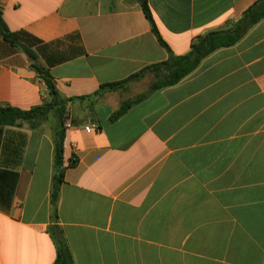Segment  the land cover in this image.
<instances>
[{"label": "crops", "instance_id": "crops-1", "mask_svg": "<svg viewBox=\"0 0 264 264\" xmlns=\"http://www.w3.org/2000/svg\"><path fill=\"white\" fill-rule=\"evenodd\" d=\"M257 0H147L175 56L226 29ZM19 47L0 35V107L49 101L32 65L64 99L167 60L134 0H0ZM34 56L29 59L21 49ZM147 71L116 91L74 100L56 218L52 112L0 126V264H54L59 227L73 264H264V19L179 83L145 93ZM99 126L89 134L83 127Z\"/></svg>", "mask_w": 264, "mask_h": 264}, {"label": "trees", "instance_id": "trees-1", "mask_svg": "<svg viewBox=\"0 0 264 264\" xmlns=\"http://www.w3.org/2000/svg\"><path fill=\"white\" fill-rule=\"evenodd\" d=\"M134 1L139 4L145 19L149 22L153 35L156 37L159 44L166 49L168 53L166 61L146 67L123 81L102 85L100 90L92 96L77 99L62 98L49 72L33 64V69L46 85L49 101L29 111H22L10 107H0V126L15 125L18 121H24L34 126V120H36L38 116H45L49 112H52L56 117V125L53 129V166L50 190V204L53 220L56 218L60 186L63 183L65 171L75 164V160H70L67 164L64 163L65 125L67 122L75 124L69 117V105L71 102L74 100H91L95 97H99L103 91H116L130 81L139 80L145 72H151L154 76V81L150 84L148 90L145 93L137 95L133 99L122 101L118 109L109 117V121L114 122L122 117L132 106L145 100L151 93L179 83L182 79L196 70L199 64L216 50L234 46L251 28L264 19V0H257L237 21L230 22L226 29L210 31L204 35L198 36L192 42L188 53L182 56H175L162 41L152 19L147 0ZM0 35L3 40L11 46L19 47L15 34L9 30L3 21L1 12ZM21 49L26 53L29 59L33 60L34 56L31 51L23 47H21ZM48 233L56 250L54 264H73L72 256L62 230L57 226H51L48 228Z\"/></svg>", "mask_w": 264, "mask_h": 264}, {"label": "built area", "instance_id": "built-area-1", "mask_svg": "<svg viewBox=\"0 0 264 264\" xmlns=\"http://www.w3.org/2000/svg\"><path fill=\"white\" fill-rule=\"evenodd\" d=\"M66 131L71 127V124L70 122H67L66 125ZM83 130L86 132V133H89V134H93V133H98L99 132V126L95 123H89L87 125H85L83 127Z\"/></svg>", "mask_w": 264, "mask_h": 264}, {"label": "rangeland", "instance_id": "rangeland-1", "mask_svg": "<svg viewBox=\"0 0 264 264\" xmlns=\"http://www.w3.org/2000/svg\"><path fill=\"white\" fill-rule=\"evenodd\" d=\"M150 82L152 83L154 81V76L153 74H150V78H149Z\"/></svg>", "mask_w": 264, "mask_h": 264}]
</instances>
